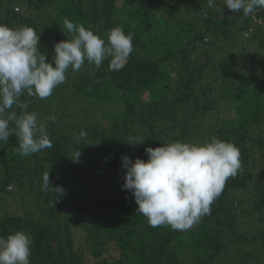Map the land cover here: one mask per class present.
<instances>
[{"label": "trees", "instance_id": "trees-1", "mask_svg": "<svg viewBox=\"0 0 264 264\" xmlns=\"http://www.w3.org/2000/svg\"><path fill=\"white\" fill-rule=\"evenodd\" d=\"M66 18L105 40L120 27L134 50L119 71L85 62L47 99L20 97L52 147L22 157L15 135L0 142V208L10 209L0 236L28 233L31 264H264V9L243 17L223 0H0V24L34 28L49 61ZM80 131L87 141L77 145ZM213 136L239 149L241 168L210 214L188 231L150 226L122 189L121 157L147 160L146 147ZM46 172L63 189L54 204L41 191Z\"/></svg>", "mask_w": 264, "mask_h": 264}, {"label": "clouds", "instance_id": "clouds-1", "mask_svg": "<svg viewBox=\"0 0 264 264\" xmlns=\"http://www.w3.org/2000/svg\"><path fill=\"white\" fill-rule=\"evenodd\" d=\"M206 2L213 8L216 0ZM223 4L243 17L264 9V0H223ZM60 30L67 39L53 45L49 61L47 53L40 50V33L34 28L12 29L0 24V142L7 143L15 135L17 152L22 157L52 147L45 123L35 112L27 111L29 105L21 102L22 95L47 99L65 82L69 68L79 72L85 62L100 68L107 59L109 69L119 71L134 50L132 36L120 27L110 29L107 40L67 18ZM75 139L79 145L87 141V133L80 131ZM145 153L147 160L121 157L125 170L122 189L132 194L138 206L136 212L146 217L150 226H170L176 231H188L210 214L227 180L241 168L239 149L215 136L202 144L165 142L155 148L146 147ZM80 156L75 150L70 159L77 162ZM41 191L51 193L53 204L63 195L60 186L52 185L49 172L42 176ZM31 245V236L23 231L0 236V264H31Z\"/></svg>", "mask_w": 264, "mask_h": 264}, {"label": "rangeland", "instance_id": "rangeland-1", "mask_svg": "<svg viewBox=\"0 0 264 264\" xmlns=\"http://www.w3.org/2000/svg\"><path fill=\"white\" fill-rule=\"evenodd\" d=\"M23 8V7H22ZM22 8H20L19 6H16V8H15V10L17 9V10H20V9H22ZM7 203V202H6ZM9 208H4L3 206H2V208H0V213L1 214H3L4 213V211H8L9 212Z\"/></svg>", "mask_w": 264, "mask_h": 264}]
</instances>
